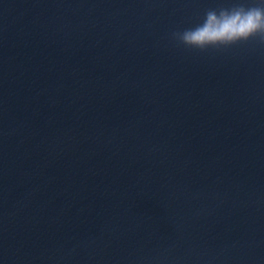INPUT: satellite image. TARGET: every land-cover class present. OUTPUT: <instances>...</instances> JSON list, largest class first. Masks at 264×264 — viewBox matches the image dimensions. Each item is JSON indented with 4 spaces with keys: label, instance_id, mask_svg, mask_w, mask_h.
<instances>
[{
    "label": "water",
    "instance_id": "95a60500",
    "mask_svg": "<svg viewBox=\"0 0 264 264\" xmlns=\"http://www.w3.org/2000/svg\"><path fill=\"white\" fill-rule=\"evenodd\" d=\"M255 0H0V264H228L264 211V41L172 38Z\"/></svg>",
    "mask_w": 264,
    "mask_h": 264
},
{
    "label": "clouds",
    "instance_id": "9594fccd",
    "mask_svg": "<svg viewBox=\"0 0 264 264\" xmlns=\"http://www.w3.org/2000/svg\"><path fill=\"white\" fill-rule=\"evenodd\" d=\"M257 36L264 41V0L209 9L195 26L172 33L180 44L202 51L229 47Z\"/></svg>",
    "mask_w": 264,
    "mask_h": 264
}]
</instances>
